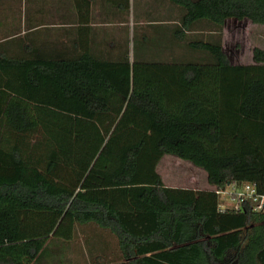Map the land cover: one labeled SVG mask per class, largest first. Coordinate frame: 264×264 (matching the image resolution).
<instances>
[{"label": "trees", "instance_id": "obj_1", "mask_svg": "<svg viewBox=\"0 0 264 264\" xmlns=\"http://www.w3.org/2000/svg\"><path fill=\"white\" fill-rule=\"evenodd\" d=\"M163 1L133 58L124 37L66 52L0 32V264H65L51 244L90 226L119 254L96 264H264V213L217 196L233 182L264 194V50L235 65L222 45L228 17L264 24V3ZM165 156L208 188L167 186Z\"/></svg>", "mask_w": 264, "mask_h": 264}, {"label": "crops", "instance_id": "obj_2", "mask_svg": "<svg viewBox=\"0 0 264 264\" xmlns=\"http://www.w3.org/2000/svg\"><path fill=\"white\" fill-rule=\"evenodd\" d=\"M123 3L129 4L128 10H122ZM167 8L169 5L163 0H0V32L16 26L19 36L34 37L43 51L64 46L66 52H74L77 44L79 47L92 45L98 53L100 44L109 37H124L131 42L133 35L142 30L144 18L166 20ZM90 228L97 231L94 236L101 241L89 253L66 252L62 259L65 264L119 260L117 252L108 253L103 240L110 234L95 226Z\"/></svg>", "mask_w": 264, "mask_h": 264}, {"label": "rangeland", "instance_id": "obj_3", "mask_svg": "<svg viewBox=\"0 0 264 264\" xmlns=\"http://www.w3.org/2000/svg\"><path fill=\"white\" fill-rule=\"evenodd\" d=\"M264 3V0H260ZM15 3V2H14ZM144 23V21H142ZM156 33H161L160 30L152 28ZM5 35L4 33L1 34ZM166 44L170 43L171 35L165 37ZM163 38L153 37L150 39V47L159 45V41ZM145 39L140 41L131 40L130 56L133 58V52H140L144 47ZM223 49L231 60L232 64L239 65L253 64V57L255 50H264V24L252 23L249 20H237L236 18L228 17L222 33ZM149 49V48H148ZM146 53V52H145ZM170 56H168V59ZM144 60V59H143ZM153 58L149 53H146L145 61H152ZM158 172L163 177L167 186L183 187L194 189L208 188L206 173L193 166L188 162H183L173 158L172 156H165L160 162ZM227 191H231L227 187ZM228 202L232 204L230 199ZM91 227V226H90ZM90 227H79L75 240L71 244H51L52 249H57L61 253H89L98 244L99 238L94 236L95 229ZM103 237L108 247V253L115 255L117 252L116 240L111 236ZM101 241V240H100ZM98 248V247H97ZM111 259H114L111 258Z\"/></svg>", "mask_w": 264, "mask_h": 264}, {"label": "built area", "instance_id": "obj_4", "mask_svg": "<svg viewBox=\"0 0 264 264\" xmlns=\"http://www.w3.org/2000/svg\"><path fill=\"white\" fill-rule=\"evenodd\" d=\"M228 187L231 188L230 192L227 191V188L217 191L219 208L222 211L228 208L238 210L243 203L248 202L253 206L255 212L264 213V194L259 193L254 184L233 182ZM228 199L232 204L228 202Z\"/></svg>", "mask_w": 264, "mask_h": 264}]
</instances>
